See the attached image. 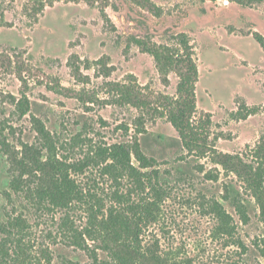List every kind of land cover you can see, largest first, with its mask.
<instances>
[{
	"label": "rangeland",
	"instance_id": "rangeland-1",
	"mask_svg": "<svg viewBox=\"0 0 264 264\" xmlns=\"http://www.w3.org/2000/svg\"><path fill=\"white\" fill-rule=\"evenodd\" d=\"M258 36L264 37V3L0 0V220L6 212L26 214L31 234L25 241L34 260L44 247L50 248L52 261L43 259L42 264H84L83 253L55 236V220L35 213L23 196H6L15 171L8 150L16 154L22 142L36 140L32 114L62 141L83 131V137L108 143L128 140L143 115L139 126L145 132L138 135L143 151L174 172L160 222L146 238L158 236L166 251L197 262L224 253L239 264H264L257 244L264 224L247 172L227 176L210 158L186 157L176 128L148 109L143 113L121 102L115 86L140 90L148 102L161 105L177 94L191 59L197 68L196 123L204 126L218 151L254 167L263 165L264 47ZM25 98L27 113L19 104ZM122 124L130 126L128 134L119 129ZM87 147L81 143L65 153L75 157ZM225 183L240 189L247 222L233 201L223 198ZM215 199L234 218L236 233L230 241L239 239L246 248L232 242L225 248L213 240L210 203ZM47 231H53L52 237Z\"/></svg>",
	"mask_w": 264,
	"mask_h": 264
},
{
	"label": "trees",
	"instance_id": "trees-1",
	"mask_svg": "<svg viewBox=\"0 0 264 264\" xmlns=\"http://www.w3.org/2000/svg\"><path fill=\"white\" fill-rule=\"evenodd\" d=\"M232 1L245 6L264 3V0ZM152 7L153 3H147L146 8ZM257 38L264 47V37ZM196 77L197 68L190 59L177 94L165 97L161 105L148 102L140 90H129L121 83L115 86L121 93V102L141 112L148 109L154 115L166 118L180 134L186 157L210 158L212 163L223 167L227 176L228 172L240 176L243 171L247 172L250 193L256 199L264 224V164L254 167L240 156L218 151L209 140L204 126L196 123L194 117L197 112ZM19 104L23 113L29 111L26 98ZM31 117L37 132L36 140L22 142L16 154L8 150L15 171L10 169L13 175L6 196L10 200L12 194L23 196L34 207L35 213L55 220V236L64 240L68 247L83 253L86 256L84 264H239L224 253L199 262L193 257H177L162 247L160 237L146 238L149 230L153 232L160 222L163 205L170 196L174 172L163 167L167 162L162 163L143 151L138 137L145 132L139 126L143 115L138 118L134 135L128 140L111 143L94 142L92 138L83 137V131L62 141L59 133L49 129L40 117L33 114ZM119 129L128 134L130 126L122 124ZM81 143L88 144V147L80 155L72 157L65 153ZM3 145L7 146L5 142ZM212 178L218 180L219 176ZM240 195L239 188L224 184L223 198L232 200L247 222V206L240 200ZM210 213L215 220V242H222L225 248L232 243L246 248L239 239L230 241L235 236L236 225L224 203L213 200ZM47 232V236L52 237L53 231ZM30 234L26 214L4 213L0 220V264H42L43 259L51 263L50 248L41 247L42 256L37 261L31 257L32 246L25 241ZM257 244L264 259V235ZM73 262L70 260L67 264Z\"/></svg>",
	"mask_w": 264,
	"mask_h": 264
},
{
	"label": "built area",
	"instance_id": "built-area-1",
	"mask_svg": "<svg viewBox=\"0 0 264 264\" xmlns=\"http://www.w3.org/2000/svg\"><path fill=\"white\" fill-rule=\"evenodd\" d=\"M225 2H227V1H225Z\"/></svg>",
	"mask_w": 264,
	"mask_h": 264
}]
</instances>
